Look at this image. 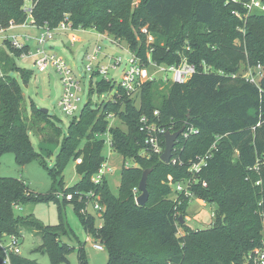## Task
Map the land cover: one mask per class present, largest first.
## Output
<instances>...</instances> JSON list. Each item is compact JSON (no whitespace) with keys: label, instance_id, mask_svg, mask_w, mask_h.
Masks as SVG:
<instances>
[{"label":"trees","instance_id":"trees-1","mask_svg":"<svg viewBox=\"0 0 264 264\" xmlns=\"http://www.w3.org/2000/svg\"><path fill=\"white\" fill-rule=\"evenodd\" d=\"M245 1L32 0L29 16L24 0H0V28L11 21L21 24L28 16L32 26L55 28L68 17L74 30L91 29L120 40L145 63L149 54L158 65L177 66L185 60L197 70L184 84L146 82L136 95L139 107L134 97L99 79L94 88L98 96L115 89L120 98L114 95V100L99 105L88 101L63 133L59 120L33 102L26 104L22 86L11 75L18 73L22 85H27L31 71L15 63L22 51L8 46V54L0 49V157L13 154L19 166L41 160L30 135L41 144L59 146L53 168L43 167L61 189L63 200L75 204L84 231L103 246L107 264H250L246 257L259 244L264 219V13L253 11L246 16ZM232 12H238L241 19ZM143 29L153 38L151 43ZM258 64L263 74L255 83L238 74ZM155 111L158 116L153 115ZM108 115L125 130L110 127ZM142 116L170 133L197 130L188 138L179 135L175 142L172 158L178 156L182 165L163 164L157 155L140 156L145 139L139 130ZM107 134L113 151L136 164L121 170L117 195L111 193L106 177L98 185L91 182L105 161L102 136ZM217 138V151L192 187L195 199L215 207L213 220L209 228L193 230L185 225L188 199L181 198L177 205L170 184L188 179L187 162L204 154ZM78 158L81 163L75 165V172L80 181L64 188L63 171ZM144 170H150L149 197L141 207L135 203L134 189ZM76 192L97 195L104 207L102 215L81 214L83 205L76 201ZM67 194L74 198L66 201ZM51 199H55L53 193L33 196L21 180L0 177V237L19 236L20 227L34 228L49 264H67L72 249L60 238L71 237L73 232L60 208L55 226H38L14 215L15 205ZM77 252L78 264H88L81 245ZM3 258L0 251V264ZM10 264L38 263L11 256Z\"/></svg>","mask_w":264,"mask_h":264},{"label":"rangeland","instance_id":"rangeland-1","mask_svg":"<svg viewBox=\"0 0 264 264\" xmlns=\"http://www.w3.org/2000/svg\"><path fill=\"white\" fill-rule=\"evenodd\" d=\"M32 6V0H24L23 7ZM254 12L264 13V10L254 9ZM29 20V19H28ZM27 33V32H26ZM30 35L36 37L39 35L38 30L28 32ZM77 35V39L72 45L65 37H58L46 44V48L53 54L62 57L67 66L74 72L76 80L78 81L82 91L78 94L80 97V107L82 108L88 101L91 105H99L103 102L110 101L112 99L113 92H109L103 96H98L95 93V84L101 78L93 75L91 72L83 71L79 73V69H84L88 62L85 59L86 54L90 53L92 48L97 42L96 36L92 30H87L86 33L74 32ZM99 45L102 46L104 52H109L113 56H120L123 60V65L126 63L128 55L124 50L119 48H113L109 43L101 39ZM123 48L127 47L124 43L121 44ZM31 57L24 59L16 58L15 63L18 68L31 71V75L27 85H22L21 77L18 73L11 74L22 86V94L26 104L29 106L33 102L37 107L46 109L48 114L60 122L61 130L63 133L71 122L74 116H67L63 114L58 107V101L62 93V85L60 76L53 70L48 69L45 72H38L34 66L36 59L35 44L30 43ZM52 47V49H51ZM9 54V52H7ZM242 68V67H241ZM249 68L240 69L239 75L245 77L249 74ZM152 71V70H151ZM109 75H113V79L118 82L120 80L119 72H111ZM160 79L157 80V82ZM257 81L259 78L256 79ZM93 89V93L89 95V90ZM160 93H165L164 90H160ZM134 103L136 107H139L140 100L138 96H134ZM157 104L160 103V99H157ZM120 126L122 130H125L117 119L109 122V126ZM105 141V145L102 150V156L105 161L114 168L113 173L106 175L109 189L113 195H117L118 187L120 184V175L122 168V157L110 149L106 144L109 137L102 136ZM30 141L34 150L40 154L41 160H33L23 166H19L15 163L13 154L7 153L0 157V177L13 178L21 180L27 188V191L33 195H47L49 193L54 194L55 199L48 201H27L22 202L14 208V215L24 218L26 221H30L38 226H55L59 223V208L62 213V218L67 224L69 229L73 232L71 237L62 236L60 241L68 244L72 249L67 257V264H78L77 248L78 245L84 249V254L88 264H107L108 256L105 251H95L91 247V242H86L88 234L84 231L83 226L80 223L78 213L75 210V204L65 202L63 200V193L56 185V182L49 176L48 171L43 167L46 164L48 169H52L54 166L55 156L58 152L59 146L47 145L39 143L38 139L30 135ZM44 163H43V161ZM133 162V160H131ZM63 184L64 188H70L80 181V176L75 172V163L70 162L63 171ZM171 187V186H170ZM173 193V191H172ZM175 194H172V198ZM88 211L96 217L91 208ZM215 212V207L197 199H192L187 205L185 225L193 230H204L210 227L212 223V215ZM98 224V220H97ZM20 232V256L28 260H34L38 264H49V259L44 251L40 250L41 237L38 231L34 228L28 229L25 227L19 228ZM183 235V229H178V236ZM93 241V240H91Z\"/></svg>","mask_w":264,"mask_h":264},{"label":"built area","instance_id":"built-area-1","mask_svg":"<svg viewBox=\"0 0 264 264\" xmlns=\"http://www.w3.org/2000/svg\"><path fill=\"white\" fill-rule=\"evenodd\" d=\"M236 2L237 0H232ZM242 7L245 9V15L252 13L254 9L264 10V3L261 0H246L242 3ZM24 11L30 16L32 6L25 5L23 7ZM236 17L241 19V15L238 12H232ZM21 24H15L12 21L9 22L8 26L5 28H0V49L9 52L8 46L14 50L22 51L19 55V58L24 59L26 57H31L29 44L32 42L35 44L36 49V59L34 61V66L38 72H45L48 69H53L61 79L62 93L58 101V107L61 112L67 116H78L82 108L80 107V97L78 94L82 91L78 81L76 80L74 72L67 66V63L62 57H59L49 49L46 48V44L53 40L57 35L68 34L70 43L73 45L76 41V38L71 34L74 33L72 25L68 20V17H65L55 28H50L46 25L42 27L32 26L30 23V17ZM33 28L39 31V35L34 37L29 33L23 32L19 33L16 30ZM82 30V29H77ZM83 31V30H82ZM143 34L147 35V42L151 43L153 38L148 35L145 29L141 30ZM97 42L92 48L91 52L86 54L85 59L88 62L84 69H79V73L83 71L91 72L93 70L92 66H95L93 74H98L100 79L105 82L113 84L116 88H119L122 94L127 97L136 96L146 82L157 81L158 79L166 83L172 84H184L186 83L193 75L197 73V70L194 65L187 63L185 60L182 61L177 66H167V65H158L151 61L149 54H147L146 63L143 62L140 58L132 54L127 47H122V42L120 40H113L105 34L95 33ZM101 39L106 40L109 45L113 48H119L126 51L128 58L126 63L123 65V60L120 56H113L109 52H104L102 46L99 45ZM27 48V51L24 49ZM152 70V71H151ZM208 70L204 69V72ZM249 74L245 76V80L249 83H255L257 78L262 77V67L261 65H256L254 68L248 69ZM111 72H119L120 80L116 82L113 79V75H109ZM112 99L114 100V95L117 98H120L117 91L113 90ZM154 116H158V112L155 111ZM115 117L113 115H108L107 119L113 121ZM140 132L145 134L144 147L140 152V156L143 158H148L150 155H160L163 152L161 146V137H163L165 132H169L165 127H158L154 123L148 122L147 118L142 116L140 118ZM197 134V130L193 128H188L187 130H182L180 135L183 138H188L190 135ZM106 136V135H105ZM107 141V145L112 149V142L110 136ZM220 138H217L216 141L208 148V150L195 159L187 162V170L190 174V177L184 181L178 183H171V189L175 194L174 202L177 205H180L182 200L181 198L190 200L195 199L192 192V187L198 184V177L200 173L208 165L209 160L212 158L214 152L217 151V143ZM113 150V149H112ZM175 152V146L172 150V153ZM75 165L81 163V159L78 158L75 160ZM172 165L180 164L178 156H174L169 161ZM136 164L131 160L122 159V169L134 168ZM257 170V166L255 167ZM114 168L104 161L98 171L91 178V182L94 185L101 183L104 177L107 174L113 173ZM169 181L171 179L169 178ZM256 186L260 185V182L255 183ZM203 188L206 187L204 182L201 183ZM135 200L137 194H140L138 188L134 189ZM76 201L82 203L83 207L80 209V213L83 215L91 214L88 209L91 208L96 216L100 217L104 212V207L100 203V198L93 194L89 193H75ZM137 195V196H136ZM66 201H71L74 196L72 194H67L64 196ZM203 202V201H200ZM204 203V202H203ZM17 205L14 206L16 208ZM213 216V215H212ZM262 216V214H261ZM187 219V216L185 217ZM97 226L100 228L101 224L98 222ZM93 240V241H91ZM86 242H91V247L95 251L103 252L104 248L100 242L94 240L90 235L87 236ZM0 251L2 252L4 258L2 264H10L11 256H20V236L10 235V236H1L0 237ZM246 262L250 264H264V219H262V232L259 244L255 247L246 257Z\"/></svg>","mask_w":264,"mask_h":264},{"label":"water","instance_id":"water-1","mask_svg":"<svg viewBox=\"0 0 264 264\" xmlns=\"http://www.w3.org/2000/svg\"><path fill=\"white\" fill-rule=\"evenodd\" d=\"M38 109L45 114L48 113L46 109H42L39 107H38ZM181 133H182V129H180L174 133H170V132L164 133V135H163V137H164V149H163L162 154L159 157L160 161L163 164H166V165L169 164V161H170L171 156H172V150L175 146V142ZM149 173H150V170H144L142 172V175H141V178H140V181L138 184V190H139L140 194L136 198L135 203H136V205L141 206V207L145 206V204L148 201V197H149V194L147 191V177H148ZM179 220L181 221V224H183L184 221H183V218L181 216L179 217Z\"/></svg>","mask_w":264,"mask_h":264},{"label":"crops","instance_id":"crops-1","mask_svg":"<svg viewBox=\"0 0 264 264\" xmlns=\"http://www.w3.org/2000/svg\"><path fill=\"white\" fill-rule=\"evenodd\" d=\"M33 30H36V29H33V28H27V29H19V30H16L17 32H19V33H23V32H31V31H33ZM89 30H91V29H89ZM86 31L87 30H76V31H74V32H82V33H86ZM93 31V30H92ZM94 32V36H95V31H93ZM72 36H74L76 39H77V35L75 34V33H72L71 34ZM58 37H60V35H57L54 39H58ZM62 37H65L68 41H70V39H69V37H68V34H62ZM75 43V42H74ZM74 45V44H73ZM51 49H52V47H51ZM188 218V217H187Z\"/></svg>","mask_w":264,"mask_h":264}]
</instances>
